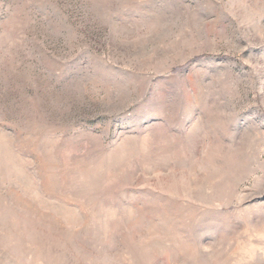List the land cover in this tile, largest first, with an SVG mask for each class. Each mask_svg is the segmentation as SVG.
<instances>
[{
  "label": "rangeland",
  "instance_id": "1",
  "mask_svg": "<svg viewBox=\"0 0 264 264\" xmlns=\"http://www.w3.org/2000/svg\"><path fill=\"white\" fill-rule=\"evenodd\" d=\"M0 264H264V0H0Z\"/></svg>",
  "mask_w": 264,
  "mask_h": 264
}]
</instances>
